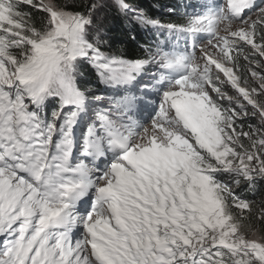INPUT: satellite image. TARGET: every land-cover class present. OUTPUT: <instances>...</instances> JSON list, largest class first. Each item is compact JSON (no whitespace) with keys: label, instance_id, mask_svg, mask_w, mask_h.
I'll use <instances>...</instances> for the list:
<instances>
[{"label":"snow or ice","instance_id":"obj_1","mask_svg":"<svg viewBox=\"0 0 264 264\" xmlns=\"http://www.w3.org/2000/svg\"><path fill=\"white\" fill-rule=\"evenodd\" d=\"M166 12L0 0V264H264V0Z\"/></svg>","mask_w":264,"mask_h":264},{"label":"trees","instance_id":"obj_2","mask_svg":"<svg viewBox=\"0 0 264 264\" xmlns=\"http://www.w3.org/2000/svg\"><path fill=\"white\" fill-rule=\"evenodd\" d=\"M136 2L147 11L153 15H160L162 12L167 15L166 6L176 3L177 0H136ZM188 3H196L197 0H185ZM112 47L113 50L123 52L129 58H134L139 55V46L135 42L130 40L128 33L131 28L126 23L123 17L118 15L114 16L112 19ZM136 28V33L142 34L143 29L138 28L137 26H131ZM143 43V39H141ZM248 198L252 199L251 194H248ZM255 203L253 204V214L250 226L255 228L257 226L256 214L260 211V205L264 203V191L260 192L255 198Z\"/></svg>","mask_w":264,"mask_h":264}]
</instances>
